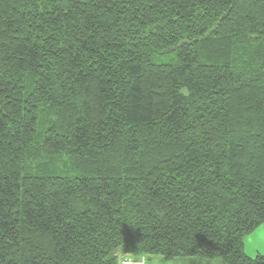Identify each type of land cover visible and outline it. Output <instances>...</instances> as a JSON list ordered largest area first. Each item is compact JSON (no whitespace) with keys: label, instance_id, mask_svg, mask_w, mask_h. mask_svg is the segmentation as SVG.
Returning a JSON list of instances; mask_svg holds the SVG:
<instances>
[{"label":"trees","instance_id":"trees-1","mask_svg":"<svg viewBox=\"0 0 264 264\" xmlns=\"http://www.w3.org/2000/svg\"><path fill=\"white\" fill-rule=\"evenodd\" d=\"M262 223L264 0H0V264H264Z\"/></svg>","mask_w":264,"mask_h":264},{"label":"clouds","instance_id":"clouds-1","mask_svg":"<svg viewBox=\"0 0 264 264\" xmlns=\"http://www.w3.org/2000/svg\"><path fill=\"white\" fill-rule=\"evenodd\" d=\"M240 240L242 242V250L246 254L255 256L257 252H264V223L259 224L251 232H243ZM164 260V255L160 253H138L125 250L115 253V264H161ZM168 264H175V262L168 261ZM214 264H219V261H215Z\"/></svg>","mask_w":264,"mask_h":264},{"label":"rangeland","instance_id":"rangeland-1","mask_svg":"<svg viewBox=\"0 0 264 264\" xmlns=\"http://www.w3.org/2000/svg\"><path fill=\"white\" fill-rule=\"evenodd\" d=\"M257 254L264 255V252H257ZM164 259L165 260L162 261L161 264H168V261H173V262H175V264H214V262L217 260L219 261V264H222L221 259H219V258L207 259V258L190 257V256H181V257L164 256Z\"/></svg>","mask_w":264,"mask_h":264}]
</instances>
